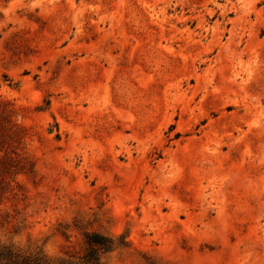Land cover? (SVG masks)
<instances>
[{
  "label": "rangeland",
  "instance_id": "rangeland-1",
  "mask_svg": "<svg viewBox=\"0 0 264 264\" xmlns=\"http://www.w3.org/2000/svg\"><path fill=\"white\" fill-rule=\"evenodd\" d=\"M9 146L0 245L264 264V0H0Z\"/></svg>",
  "mask_w": 264,
  "mask_h": 264
},
{
  "label": "trees",
  "instance_id": "trees-1",
  "mask_svg": "<svg viewBox=\"0 0 264 264\" xmlns=\"http://www.w3.org/2000/svg\"><path fill=\"white\" fill-rule=\"evenodd\" d=\"M14 140L17 141L16 139ZM8 148H10L12 154H15V157L5 154L4 158L0 159V163H5L6 165V167L5 165L1 167L2 172H8L12 167L10 164L16 163V166L20 164L14 146H9ZM28 164L29 168H27V163H25L23 167L20 165L18 170L21 171L24 168L27 172H32V164L30 162ZM84 238L88 249L79 260H73L71 257L49 258L41 250L23 251L12 245H0V264H102L100 255L113 249V241L97 233L85 234Z\"/></svg>",
  "mask_w": 264,
  "mask_h": 264
}]
</instances>
